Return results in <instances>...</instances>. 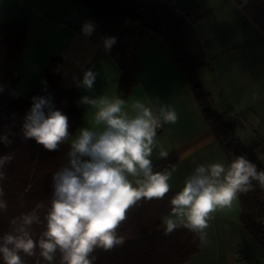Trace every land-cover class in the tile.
<instances>
[{
  "label": "crops",
  "instance_id": "crops-1",
  "mask_svg": "<svg viewBox=\"0 0 264 264\" xmlns=\"http://www.w3.org/2000/svg\"><path fill=\"white\" fill-rule=\"evenodd\" d=\"M180 2L193 19L189 54H204L210 62L200 71V79L212 94L214 112L237 121L239 139L254 148L264 166V0H253L243 10L233 0ZM89 13L87 7L74 0H0V25L12 20L28 22L17 94L29 99L47 71L60 75L61 88L80 93L78 103L85 108V116L69 139L70 144L82 128L103 129V125L94 123L97 110L80 103L81 98L119 97V81L124 73L92 35L83 33V25L93 23ZM136 55L142 64L130 73L137 84L125 100V110L131 112L130 105L136 100H150L154 113L161 104H170L178 114L175 124H165L163 131L157 132L158 145L151 155L153 165L165 159L159 155L160 146L168 156H177V164L169 171L170 190H182L199 164L220 162L228 166L230 161L192 86L163 39L149 35ZM87 69L98 73L91 90L76 84ZM240 215L239 198L231 209L214 213L206 229V243H201V251L183 264H264V245L243 226Z\"/></svg>",
  "mask_w": 264,
  "mask_h": 264
},
{
  "label": "clouds",
  "instance_id": "clouds-1",
  "mask_svg": "<svg viewBox=\"0 0 264 264\" xmlns=\"http://www.w3.org/2000/svg\"><path fill=\"white\" fill-rule=\"evenodd\" d=\"M94 30L91 22L82 28L86 36ZM103 40L106 51L117 42L114 36ZM97 75L92 69L85 70L83 79L76 80L77 87L91 90ZM32 100L21 128L23 138H34L45 149L55 151L70 138L68 117L55 108L50 96ZM80 103L97 110L94 123L103 129L82 128L72 141L67 165L53 174L51 206L43 220L38 210L44 206L38 204L10 221L11 231L0 237L3 264H26L23 257L36 256L37 248L48 264L57 254L60 264H94L97 249L109 251L124 243L117 229L132 207L143 200L163 199L170 191L172 173L154 172L151 160L158 145L157 129L178 120L170 104H161L154 113L150 100L132 102L131 112L125 110L126 101L120 97L85 95ZM0 142L7 146L12 140L5 133ZM159 155L166 158L168 151L160 146ZM14 157L15 152L0 156V182L6 179L4 166ZM253 182L264 190V170L258 171L244 155L233 158L228 166L220 162L197 165L170 200L171 212L162 219L163 234L185 228L206 243V229L214 213L231 209L240 194L253 190ZM4 195L0 186V210L6 212ZM34 224L44 225L38 240L33 238Z\"/></svg>",
  "mask_w": 264,
  "mask_h": 264
},
{
  "label": "trees",
  "instance_id": "trees-1",
  "mask_svg": "<svg viewBox=\"0 0 264 264\" xmlns=\"http://www.w3.org/2000/svg\"><path fill=\"white\" fill-rule=\"evenodd\" d=\"M90 10L89 19L95 24L93 40L104 48L105 37H116L110 51L124 72L119 81L118 95L126 100L137 84L130 73L141 67L136 55L141 43L151 34L159 35L168 46L183 74L192 86L195 98L224 150L230 163L237 156L244 155L257 165L264 166L255 155L254 148L247 147L237 135V121L225 114L214 112L212 94L201 82L200 71L209 67L204 54L192 56L187 44L194 34L192 18L187 6L177 5L186 11L181 17L176 6H167L153 0H74ZM183 1V0H182ZM188 4V3H187ZM177 6V7H178ZM28 28L26 20H12L0 25V135L7 133L10 145L0 142V156L15 152L14 159L4 166L6 179L0 182L4 189L3 199L7 211L0 210V237L11 231L10 221L22 214L30 213L38 204L43 220L51 206L53 195V174L66 166L71 144L69 140L55 151H49L34 138L25 140L21 131L26 114L30 111L34 96L51 97L55 108L67 115L70 138L81 126L85 108L79 103L80 93L76 89L61 88L59 74L47 71L29 99L21 98L16 90L20 81L21 56ZM105 49V48H104ZM47 111V110H45ZM69 138V139H70ZM178 162L175 154L153 165L154 172L170 171ZM177 191L170 190L163 199L143 200L127 212V218L117 229L124 243L109 251L97 249L94 264H183L201 251V241L185 228L175 230L171 235L163 234V217L171 212L170 200ZM241 221L253 238L264 245V190L253 182V190L240 194ZM44 230V225H33L34 240ZM26 264H48L36 256L23 257ZM0 264H3L0 259ZM51 264H60L59 254Z\"/></svg>",
  "mask_w": 264,
  "mask_h": 264
},
{
  "label": "built area",
  "instance_id": "built-area-1",
  "mask_svg": "<svg viewBox=\"0 0 264 264\" xmlns=\"http://www.w3.org/2000/svg\"><path fill=\"white\" fill-rule=\"evenodd\" d=\"M155 2H158V3H161V4H164V5H167V6H176V9L175 11L181 16V17H186L187 20L189 21L190 19H188V17L186 16V11L183 10L181 7H179L177 5V1L176 0H153ZM235 2V4L238 6V8L240 9H245L253 0H233ZM178 6V7H177ZM161 130L163 128H160ZM160 129H157L158 132H161L159 131ZM261 225H262V228L264 230V218L261 220ZM241 257V256H239Z\"/></svg>",
  "mask_w": 264,
  "mask_h": 264
},
{
  "label": "rangeland",
  "instance_id": "rangeland-1",
  "mask_svg": "<svg viewBox=\"0 0 264 264\" xmlns=\"http://www.w3.org/2000/svg\"><path fill=\"white\" fill-rule=\"evenodd\" d=\"M163 129H164V126H163ZM163 129H162V130L160 129L159 131H163ZM157 132H158V131H157ZM156 164H157V163H156ZM154 165H155V164H154Z\"/></svg>",
  "mask_w": 264,
  "mask_h": 264
}]
</instances>
